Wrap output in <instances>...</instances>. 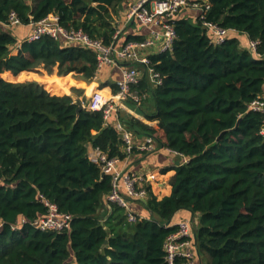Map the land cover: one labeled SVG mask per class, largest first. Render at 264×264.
Listing matches in <instances>:
<instances>
[{
  "label": "trees",
  "instance_id": "16d2710c",
  "mask_svg": "<svg viewBox=\"0 0 264 264\" xmlns=\"http://www.w3.org/2000/svg\"><path fill=\"white\" fill-rule=\"evenodd\" d=\"M124 1L0 0V264H166L164 243L176 230L166 226L182 211L200 216L195 233L208 264H264V113L249 109L264 93V0H209L207 21L236 31L221 45L182 12L172 52L151 56L163 84L144 78L134 89L150 93L155 111L120 112V120L188 161L173 168L170 196L147 187L150 218L134 224L118 205L108 209L112 178L88 152L126 159L121 134L102 110L78 115L73 99L115 95L116 82L92 85L91 51L49 36L23 42L2 26L11 12L24 25L56 14L66 29L110 44ZM244 38L259 42L258 55ZM40 196L75 217L70 231L12 230L20 218L46 215Z\"/></svg>",
  "mask_w": 264,
  "mask_h": 264
},
{
  "label": "built area",
  "instance_id": "2783aa9c",
  "mask_svg": "<svg viewBox=\"0 0 264 264\" xmlns=\"http://www.w3.org/2000/svg\"><path fill=\"white\" fill-rule=\"evenodd\" d=\"M210 7L209 0H137L129 6L124 23L115 22L116 32L110 44H106L102 39L90 37L82 29H66L61 25L60 18L56 14L49 15L40 21L31 20L28 25H24L19 15L11 12L8 21L2 23L6 29L22 27L30 29V34L23 42H34L49 36L63 46H78L93 52L98 60V71L94 83L99 72L106 66L121 68L122 76L116 82L119 92L107 96L102 92L93 91L88 104L84 105L91 111L102 110L105 122H112L121 134L126 159L109 158L107 153L98 148L91 149L89 158L104 175L112 178V190L106 197L108 209L111 210L112 204L123 208L129 223L134 224L144 219L131 208V204L147 201L149 195L147 187L157 182L158 173L143 174L130 171L127 168L128 159L133 155L134 150L153 152L157 142L149 136H146L142 142L137 141L136 134L127 129L120 120L119 113L127 108L128 104L140 106L151 96L148 92L134 89L144 78H147L153 88L163 84L161 74L151 66V56L172 52L177 39L174 21L182 12H185L184 10L193 11V15L189 16L194 21L202 23L214 45L225 43L230 33L236 32L207 21L206 15ZM131 21L138 22L141 29L145 31L146 37L142 41H128L121 44L122 36ZM258 46V41L251 40L247 43L248 49L257 55ZM249 109L264 113V93L250 104ZM260 134L264 137V122ZM182 157L183 162L186 163L188 159ZM40 201L47 208L46 215L33 221L20 218L12 225L13 231L22 230L27 225L46 233L71 230L75 219L73 215L60 211L57 204L44 196H40ZM197 223L191 218L166 226L176 227L164 243L166 264H203L195 233ZM4 226V221L0 220V233Z\"/></svg>",
  "mask_w": 264,
  "mask_h": 264
},
{
  "label": "crops",
  "instance_id": "0c3cea01",
  "mask_svg": "<svg viewBox=\"0 0 264 264\" xmlns=\"http://www.w3.org/2000/svg\"><path fill=\"white\" fill-rule=\"evenodd\" d=\"M137 0H125L120 6L118 14L115 15V22L119 21L124 23L126 20V14L128 12L129 6ZM188 15V14H187ZM189 16V15H188ZM14 32L19 33L22 39H25L30 34V29L27 27L17 28L14 29ZM146 37L145 31L141 29L140 25L136 21H131L129 26L126 28L125 33L122 36L121 44L124 42H128L129 37ZM247 41L246 38H244ZM248 42V41H247ZM18 53V49L14 51V54ZM122 76L121 68L117 66H106L103 68L98 75L97 80L93 85H99L107 82H117L120 80ZM152 86V85H151ZM109 91V90H107ZM108 96V94H106ZM154 101L151 96L144 102L147 103L148 101ZM145 106V105H144ZM138 106L139 111L132 110L131 107L126 106L122 110L123 114H128L133 117H143L145 113H154L155 111V104L152 107H144ZM146 136L144 135H136V139L139 142H142ZM93 147H88V152L90 153ZM138 151V150H136ZM183 157L173 153L165 148L159 147L158 144L156 145V149L153 152H137L133 153V155L128 159L127 168L130 171L138 172V173H149L154 172L158 173L157 175V182L152 184V190L154 194L159 198L162 199L165 196H170L172 193V180L176 175V171L173 169L178 164H181L183 161ZM145 203V202H144ZM140 202H132L131 208L141 217L143 218H150V213L146 209L145 204ZM199 215H193L189 211H182L180 212L175 218H173V224L178 223L181 220L191 219L193 218L195 221L199 223Z\"/></svg>",
  "mask_w": 264,
  "mask_h": 264
},
{
  "label": "rangeland",
  "instance_id": "374dc122",
  "mask_svg": "<svg viewBox=\"0 0 264 264\" xmlns=\"http://www.w3.org/2000/svg\"><path fill=\"white\" fill-rule=\"evenodd\" d=\"M185 11V13L186 14H189V15H193V11H191L190 9L189 10H184ZM8 31H10V32H14V29H9L8 28ZM129 105V107H131L132 108V110H134L135 112L136 111H139L138 109H139V107L138 106H136V105H134V104H128ZM127 105V106H128ZM145 105V106H144ZM154 104L152 103V101H148L147 103H143V104H141L140 106H144V107H152ZM140 112V111H139ZM198 225H199V223H197V227H198ZM202 262H203V264H208V259H207V257H205V256H202Z\"/></svg>",
  "mask_w": 264,
  "mask_h": 264
},
{
  "label": "water",
  "instance_id": "95a60500",
  "mask_svg": "<svg viewBox=\"0 0 264 264\" xmlns=\"http://www.w3.org/2000/svg\"><path fill=\"white\" fill-rule=\"evenodd\" d=\"M73 99H74V103L78 107L77 112H78V115H79L80 112L85 109V105H84L82 99L78 98L77 96H73ZM178 165H180V164H178ZM172 222H173V218L167 223V226L171 225Z\"/></svg>",
  "mask_w": 264,
  "mask_h": 264
}]
</instances>
